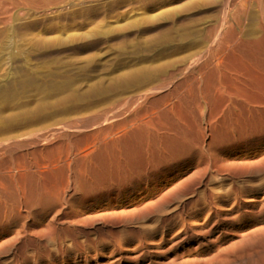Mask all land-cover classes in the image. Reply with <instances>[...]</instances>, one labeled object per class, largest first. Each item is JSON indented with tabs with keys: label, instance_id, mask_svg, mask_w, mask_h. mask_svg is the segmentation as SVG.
<instances>
[{
	"label": "bare ground",
	"instance_id": "6f19581e",
	"mask_svg": "<svg viewBox=\"0 0 264 264\" xmlns=\"http://www.w3.org/2000/svg\"><path fill=\"white\" fill-rule=\"evenodd\" d=\"M176 1V10L193 18L212 15L219 2ZM231 1L185 54L180 48L189 36L166 32L189 17L128 23L120 37L145 43L116 59L106 51L105 99L87 120L67 117L0 136V259L27 264L28 248L36 261L54 245L59 264H87V231L109 228L114 260L97 264L136 260L137 250L158 255L159 244L169 242L170 264H264V0ZM84 2L0 0V37L9 25L39 49L45 38L39 26L52 31L73 23L72 9ZM86 15L82 10L81 23ZM102 42L110 44L109 36ZM70 44L49 53L72 51ZM193 196L206 199L205 212L187 211ZM115 197L135 203L133 209L122 205L120 213L92 223L77 209L89 198ZM175 201L174 227L159 233V244L147 242L158 236L145 235L140 220ZM172 216L163 214L162 221ZM115 226L129 227L138 245L119 247ZM69 247L77 252L73 259Z\"/></svg>",
	"mask_w": 264,
	"mask_h": 264
},
{
	"label": "rangeland",
	"instance_id": "374dc122",
	"mask_svg": "<svg viewBox=\"0 0 264 264\" xmlns=\"http://www.w3.org/2000/svg\"><path fill=\"white\" fill-rule=\"evenodd\" d=\"M78 1L76 0L77 3ZM84 1L83 4H77L72 9V15L77 17L73 23L57 24L52 31H48L46 26H39L40 32L45 34L39 49L26 45L13 27L7 25L2 29L0 37V136L15 135L28 129L56 123L67 117L87 120V114L93 109L100 108L105 99L100 78L105 64V55L110 53L113 59H116L120 53L131 52L137 43H145L142 40L120 37L121 28H125L128 23L145 21L147 18H153L155 21L175 22L174 20L182 16L189 17L182 23H175L176 25H172L173 27L166 32L171 37L189 36L188 44L181 47V51L179 50L180 54H185L197 49L198 34L209 22L215 23L221 19L225 4V0H219L212 15L208 17L197 15L202 18H193L194 16L190 14L192 12L176 10L181 5V2L176 0ZM244 1L248 4L259 2V0ZM82 10L87 13L83 23L79 19ZM165 15L167 19H162L161 17ZM253 17L254 15L249 14L247 20ZM88 34L93 36L87 38ZM107 35L110 44L102 42ZM69 43L76 48L69 52L49 53V49ZM79 46L84 48L78 49ZM114 92L115 89L112 93ZM126 202L127 198L121 197H115L110 202L105 200L98 202L89 198L87 204L77 209L81 217H87V223H92L98 215L112 217L120 213L124 208L122 205H126L124 204ZM188 202L187 211L193 215L198 211H206L208 203L206 199L193 196ZM106 203L104 208H100V204L105 205ZM134 204L132 202L126 205L124 210L133 209ZM175 206L176 201L164 207V212L168 211L167 213L173 214L167 222L162 221V215H167L161 212L163 210H156L150 216L140 220L138 226L145 235L158 236L155 240L149 238L147 242L155 243L154 245L159 244V233L166 227H174L177 222V214L173 210ZM113 229H116V240L120 242L119 247L123 250L138 245L136 240L132 241L133 232L129 227L115 226ZM109 230L105 228L96 232L87 231V257L90 259L87 260V264H97L96 261L100 262L102 257L114 260L112 258L115 255L112 257L110 253L114 250L113 244L116 241L108 233ZM213 234L209 232L206 236L212 239ZM177 240L179 239L173 242ZM172 244L171 242L159 244L161 254L158 255L152 253L142 255V251L137 250L134 254H140L138 259L121 260L116 264H170V259L174 255L173 250H170ZM49 251L47 256L35 261L31 257L32 250L28 248L27 264L61 263V257L58 256L54 245L49 246ZM76 253L74 248L69 247L67 250V255L71 259L77 255ZM9 259L10 257L4 256L0 259V263L6 264Z\"/></svg>",
	"mask_w": 264,
	"mask_h": 264
}]
</instances>
